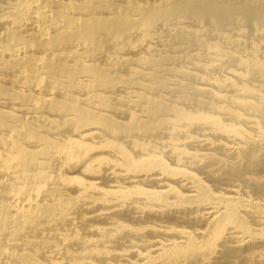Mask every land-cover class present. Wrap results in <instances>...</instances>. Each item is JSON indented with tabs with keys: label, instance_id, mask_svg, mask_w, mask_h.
I'll return each instance as SVG.
<instances>
[{
	"label": "bare ground",
	"instance_id": "obj_1",
	"mask_svg": "<svg viewBox=\"0 0 264 264\" xmlns=\"http://www.w3.org/2000/svg\"><path fill=\"white\" fill-rule=\"evenodd\" d=\"M0 264H264V0H0Z\"/></svg>",
	"mask_w": 264,
	"mask_h": 264
}]
</instances>
